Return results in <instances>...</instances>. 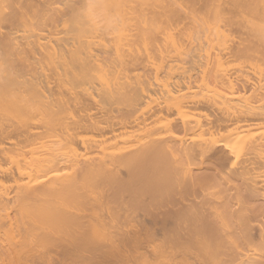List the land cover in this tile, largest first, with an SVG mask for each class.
<instances>
[{"label": "bare ground", "instance_id": "bare-ground-1", "mask_svg": "<svg viewBox=\"0 0 264 264\" xmlns=\"http://www.w3.org/2000/svg\"><path fill=\"white\" fill-rule=\"evenodd\" d=\"M0 264H264V0H0Z\"/></svg>", "mask_w": 264, "mask_h": 264}]
</instances>
